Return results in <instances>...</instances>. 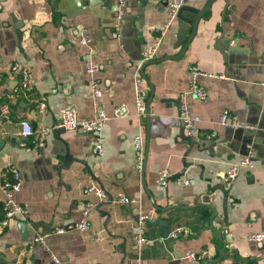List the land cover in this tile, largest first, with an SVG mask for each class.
Wrapping results in <instances>:
<instances>
[{"label":"crops","instance_id":"obj_1","mask_svg":"<svg viewBox=\"0 0 264 264\" xmlns=\"http://www.w3.org/2000/svg\"><path fill=\"white\" fill-rule=\"evenodd\" d=\"M176 1L128 0L118 40L112 26L117 0H0V108L9 106L7 115L0 112V208L11 166L23 179L16 198L29 208L26 217L0 228V264H56L53 257L61 264H264V244L248 241L264 232V0L214 1L193 39L191 25L182 42L183 23L169 16ZM211 1L186 0L183 7L202 12ZM183 16L195 19L190 12ZM82 29L91 37L90 49L79 41ZM160 39L153 59L159 63L144 70L149 112L140 119L134 82L146 64L140 58ZM91 49L101 65V106L110 119L100 137L67 130L59 137L55 131L64 110H75L81 122L96 115L86 72ZM183 53L179 60L167 59ZM16 64L33 75L23 95L16 92L21 78L11 70ZM191 64L207 74L199 82L208 98L187 95L186 102L201 119L198 127L216 134L212 140L189 137L180 118ZM225 110L255 131L221 126ZM24 121L35 130L54 129L45 146L23 139ZM140 133L142 172L134 150ZM24 141L32 151L21 147ZM250 141L255 166L242 169L228 189L225 173L247 153ZM96 142L104 156L94 154ZM165 168L172 178L161 187L157 175ZM91 183L106 191V201L86 193ZM145 189L156 206L171 209L158 211ZM120 193L136 202H117ZM85 210L86 231L55 233L80 222ZM140 210L149 216L148 243L141 250L135 244ZM177 226L188 228L190 236L170 238ZM37 236H46L45 245L30 244ZM188 250L204 253L203 261L186 260Z\"/></svg>","mask_w":264,"mask_h":264},{"label":"built area","instance_id":"obj_2","mask_svg":"<svg viewBox=\"0 0 264 264\" xmlns=\"http://www.w3.org/2000/svg\"><path fill=\"white\" fill-rule=\"evenodd\" d=\"M35 1V0H27ZM186 0H177L171 5L170 9V21H173L177 18L179 10L183 7ZM128 0H117L115 5V18L113 21V29L115 31V36L118 40H122V27L123 21L125 19V10ZM79 41L82 45L90 49L91 46V37L89 33L82 29L79 32ZM162 43L161 39L157 42V46L149 52H146L142 58L141 62L147 63L154 59L157 54L158 47ZM13 73H16L20 76V86L16 88L18 95H23L30 91L33 85V75L27 69L23 68L20 65L16 64L11 68ZM101 71V65L97 61L94 51L91 49L88 52L86 60V72L90 77V88L92 91V96L97 107V112L95 117L89 122H81L78 119L77 112L73 109H66L62 112L61 116V127L67 131H82L87 134H92L95 137H100L104 128L106 127L110 117L106 110L101 106V100L104 96V88L102 82L99 80L98 75ZM189 73V86L187 93L181 96L180 101V118L186 129V133L191 138H197L201 140H212L216 134L209 133L204 129L198 127L201 119L198 115H195L189 104L186 102L187 95L193 96L194 98L200 101H206L208 98L207 92L200 85L199 79L203 76H207L197 64H191L188 67ZM212 76V75H211ZM264 88V83L262 84ZM134 92H135V101L137 108V115L140 119H144L147 114L146 106V96L144 90L143 79L141 78L140 72L136 75V80L134 82ZM45 104H41L40 108L44 109ZM2 115H7L9 113V106L2 105L0 108ZM220 125L223 127L232 128L235 130H247L255 131V126L247 122L242 121L236 114H233L229 110H225L220 115ZM54 131L53 128L42 127L38 130H35L32 124L29 121H24L22 123V132L21 135L24 140L27 138H33L34 147H43L46 144L47 137L52 134ZM21 147L27 152L33 150L32 147L24 141L21 143ZM134 150L136 157V168L139 172H142L145 165V139L142 133L138 134L134 138ZM253 145H248L247 153L239 160L238 163L232 165L228 171L225 173L223 178L224 185L230 189L239 175V172L242 169H252L255 166V156L253 152ZM94 154L97 156H104V147L101 142H96L94 146ZM6 175L8 176L5 184L2 185L1 190L3 192L2 206L0 208V228L6 229L9 226V223L12 219L16 217H26L29 213V208L27 204H24L17 200L16 195L20 194L23 189V179L20 173V170L11 166L6 169ZM172 178V174L168 169H162L157 175V183L161 187H166ZM185 185H189V180H185ZM87 194H94L99 198L101 202L108 199L106 191L96 185L91 183L90 186L86 189ZM116 201L122 204L132 205L136 201L128 197L124 193L118 194ZM91 205H88L90 207ZM83 219L80 222L70 224L66 227H59L56 229L55 233L58 235H63L71 231H86L88 229V210L83 212ZM138 234L135 238L136 247L141 250L148 243V236L145 231V224L149 220V216L143 213L142 210L138 212ZM190 236V231L184 226H177L170 232L169 237L172 239H181L188 238ZM46 236H37L30 242L31 245L41 244L45 245ZM248 241L257 245L264 244V232L256 233L248 236ZM205 254H198L193 250H188L184 258L190 262L200 263L203 261ZM56 264H61V262L53 257Z\"/></svg>","mask_w":264,"mask_h":264},{"label":"water","instance_id":"obj_3","mask_svg":"<svg viewBox=\"0 0 264 264\" xmlns=\"http://www.w3.org/2000/svg\"><path fill=\"white\" fill-rule=\"evenodd\" d=\"M214 1H216V0H212V1L208 4V6H207L202 12H198L196 9H193V8H190V7H182V8L179 10V13H178L177 18H178L179 20H181L182 23H183V26L181 27L180 35H179V37H178L179 42H182V41H183V39L185 38L186 31H187L188 27L191 26V25H193V34H192V36H191V38H190L189 41H191V39H193V37H194L195 34L197 33L198 26H199V23H200L201 19L203 18V16H204L207 12L210 11L211 5L213 4ZM184 12H190V13L194 14V15H195V19H194V20H191V19H187V18H185V17L183 16V13H184ZM186 48H187V47H186ZM228 50H229L228 48H225V51H228ZM228 52H232V51L229 50ZM183 55H184V53H183L181 56L173 57V58H167V59L179 60V59H181V57H183ZM140 60H141V58H140ZM162 61H164V60H162ZM157 63H159V62L154 61V60L149 61V62H147V63H146L141 69H140V75H141V78H142L143 80H146V76H145V73H144L145 68H146L147 66H149V65H154V64H157ZM153 95H154V92L152 91V97H153ZM147 112H149V110H148ZM183 125H184V124H183ZM231 129H232V128H231ZM234 130H235V129H234ZM64 131H65L64 128H63V127H60V128H58V130L55 131V134H57V135L60 137V136L63 134ZM184 131H186L185 127H184ZM239 131H244V132H250V133H251V131L242 130V129H240ZM250 144H252L251 141H250V143H249L248 145H250ZM248 145H247V146H248ZM252 145H253V148H254V144H252ZM65 158H66V160H71V156H70V154H69V153H66ZM145 190H146V192L148 193V195L150 196V198H151V200H152V202H153L155 208H156L158 211H168V210L171 209V207H168V208H159L158 206H156V202H155V198H154L153 194H151V193L149 192V190H147V189H145Z\"/></svg>","mask_w":264,"mask_h":264}]
</instances>
